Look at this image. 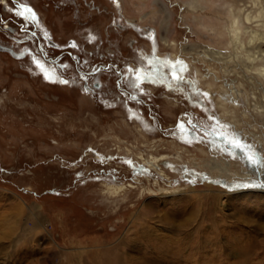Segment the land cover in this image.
<instances>
[{
  "label": "rangeland",
  "instance_id": "1",
  "mask_svg": "<svg viewBox=\"0 0 264 264\" xmlns=\"http://www.w3.org/2000/svg\"><path fill=\"white\" fill-rule=\"evenodd\" d=\"M262 56L264 0H0V264H264Z\"/></svg>",
  "mask_w": 264,
  "mask_h": 264
},
{
  "label": "bare ground",
  "instance_id": "2",
  "mask_svg": "<svg viewBox=\"0 0 264 264\" xmlns=\"http://www.w3.org/2000/svg\"><path fill=\"white\" fill-rule=\"evenodd\" d=\"M236 23V21H235ZM232 32L234 33L233 36H232V42L234 43L235 45V48H238V46H242L243 47V43L241 42V39H240V36H241V30L237 27V28H233ZM255 36V38L259 37L260 34L258 32H254L253 34ZM254 39V38H253ZM253 41V40H251ZM207 50V49H206ZM210 52L212 53V56L213 58H215L216 60H222V51L220 50H216L215 48L214 49H209ZM262 54V53H261ZM208 55L210 56L209 52H208ZM207 56V55H206ZM248 57V56H247ZM247 59H250L251 63L254 64L255 61L258 59V55H254V54H251L249 56V58ZM264 59V57L262 56L261 60ZM258 62V61H257ZM253 164V163H251ZM262 164V163H261ZM219 165V164H218ZM221 166V165H220ZM223 171H227L228 169V166H222L221 168ZM252 169L253 171H255L256 173V177H257V180H259V176H261L262 178L264 177V168L261 167V165L259 166L258 164H253L252 165ZM260 177V178H261ZM125 188V187H124ZM123 188V190H124ZM122 189V188H121ZM118 190V189H117ZM120 191V190H119ZM121 193V192H120ZM108 254V253H107ZM162 256V255H161ZM156 258H154L153 260H151V263L152 264H157L159 262H164L163 260H161V257L159 255H156L155 256ZM165 259V258H164ZM175 260H169V261H166L168 264H174ZM205 264V263H204Z\"/></svg>",
  "mask_w": 264,
  "mask_h": 264
},
{
  "label": "snow or ice",
  "instance_id": "3",
  "mask_svg": "<svg viewBox=\"0 0 264 264\" xmlns=\"http://www.w3.org/2000/svg\"><path fill=\"white\" fill-rule=\"evenodd\" d=\"M21 7L24 9V12H27L29 14V16L31 17L32 20H36L35 13L33 12V10L31 8H27L24 5H21ZM24 12H21V13H18V14L19 15H23ZM35 62H36V64L39 67H41V68L43 67V65L40 63L39 60H36ZM94 70H98V69H94ZM130 71H135V70H131L130 69ZM45 76L47 77V73H45ZM175 78H177V79H183L182 76L175 77ZM61 82L62 83H65V84L68 83L67 80H63ZM203 95L207 96V93H204ZM181 127H183V124H181ZM232 135L235 137L237 134L233 133ZM229 142L232 144V146L234 148L239 149L241 151L251 150L253 148V146L251 144L242 142L238 138L231 139ZM257 155H258V159H256V160H253V158L251 156H249L248 159L250 160V162H252L253 164H261L262 162H264V156H261L259 153ZM260 186H264V183H262Z\"/></svg>",
  "mask_w": 264,
  "mask_h": 264
},
{
  "label": "flooded vegetation",
  "instance_id": "4",
  "mask_svg": "<svg viewBox=\"0 0 264 264\" xmlns=\"http://www.w3.org/2000/svg\"><path fill=\"white\" fill-rule=\"evenodd\" d=\"M5 6H7L6 4H4ZM21 7V6H20ZM31 21L33 22V20L31 19Z\"/></svg>",
  "mask_w": 264,
  "mask_h": 264
}]
</instances>
